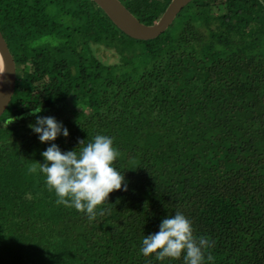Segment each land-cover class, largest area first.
Here are the masks:
<instances>
[{
	"label": "trees",
	"instance_id": "trees-1",
	"mask_svg": "<svg viewBox=\"0 0 264 264\" xmlns=\"http://www.w3.org/2000/svg\"><path fill=\"white\" fill-rule=\"evenodd\" d=\"M119 1L151 24L170 0ZM262 24L264 0H191L136 40L92 0H0L15 66L0 114V264H183L139 251L177 211L215 241L205 264H264V40L251 48ZM37 116L69 135L41 143ZM97 134L121 153L127 191L90 222L28 168L51 143L68 151Z\"/></svg>",
	"mask_w": 264,
	"mask_h": 264
},
{
	"label": "clouds",
	"instance_id": "clouds-1",
	"mask_svg": "<svg viewBox=\"0 0 264 264\" xmlns=\"http://www.w3.org/2000/svg\"><path fill=\"white\" fill-rule=\"evenodd\" d=\"M5 70V62L0 60V76ZM40 111L41 107L34 108L29 115L35 116ZM15 119H8L6 127ZM29 127L41 143L69 135L67 128L50 116H37L35 124H29ZM120 155L113 138L97 134L87 144L85 140H78V147L68 151H61L51 143L41 152L43 163L35 162L29 166L28 172L38 171L43 175L44 184L49 192H54L57 205L73 208L85 214L91 222L98 214H104L102 208L97 211V206L107 202L110 193L121 190L122 186L127 191L123 173L113 166ZM214 243L206 236L195 235L192 221L177 211L161 220L157 232L143 237L139 251L145 257L155 255L159 261L182 259L183 264H205L206 250ZM207 260H213L210 252Z\"/></svg>",
	"mask_w": 264,
	"mask_h": 264
},
{
	"label": "water",
	"instance_id": "water-1",
	"mask_svg": "<svg viewBox=\"0 0 264 264\" xmlns=\"http://www.w3.org/2000/svg\"><path fill=\"white\" fill-rule=\"evenodd\" d=\"M108 19L125 35L136 40L157 37L172 22L179 10L190 0H170L151 24L140 22L119 0H92ZM0 60L5 62V73L0 76V114L7 106L14 88L15 66L9 49L0 33Z\"/></svg>",
	"mask_w": 264,
	"mask_h": 264
},
{
	"label": "rangeland",
	"instance_id": "rangeland-1",
	"mask_svg": "<svg viewBox=\"0 0 264 264\" xmlns=\"http://www.w3.org/2000/svg\"><path fill=\"white\" fill-rule=\"evenodd\" d=\"M207 1L211 2L212 0H207ZM257 36L258 37H256V39L254 41H252L253 47H251V48L260 49L259 48V42L261 44V43H263V40H264V24H262V26H259V28L257 29ZM131 45H132L131 41H124V42H121L120 47L125 48V47H129ZM98 52H99L98 55L100 56V58L106 59L109 62L115 61L116 56H117L114 54L115 52L113 50L111 51V49L108 50V49L104 48L102 50H99ZM70 118H72V117L70 116Z\"/></svg>",
	"mask_w": 264,
	"mask_h": 264
}]
</instances>
